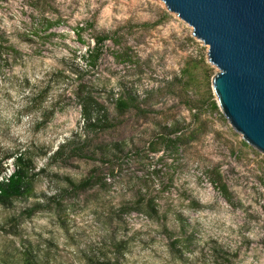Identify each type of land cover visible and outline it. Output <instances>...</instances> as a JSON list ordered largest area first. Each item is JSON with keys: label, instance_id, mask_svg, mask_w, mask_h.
Wrapping results in <instances>:
<instances>
[{"label": "rangeland", "instance_id": "obj_1", "mask_svg": "<svg viewBox=\"0 0 264 264\" xmlns=\"http://www.w3.org/2000/svg\"><path fill=\"white\" fill-rule=\"evenodd\" d=\"M43 19L63 21L51 39L40 32ZM0 28L19 51L0 56V162L10 175L6 158L26 152L36 169L31 195L0 205L2 264H264V155L226 119L213 88L220 72L189 25L154 0H0ZM97 35L111 38L93 66ZM124 48L130 60L119 59ZM188 62L201 64L189 100L207 101L212 90L192 111L177 87L167 88ZM80 87L116 129L87 128ZM124 90L146 113L117 117L113 99ZM174 127L198 137L153 153L150 143ZM76 140L96 157L50 159ZM106 145L116 158L98 152ZM96 169L108 177L105 188H73Z\"/></svg>", "mask_w": 264, "mask_h": 264}, {"label": "water", "instance_id": "obj_2", "mask_svg": "<svg viewBox=\"0 0 264 264\" xmlns=\"http://www.w3.org/2000/svg\"><path fill=\"white\" fill-rule=\"evenodd\" d=\"M194 30L219 70L214 91L239 136L264 155V0H154Z\"/></svg>", "mask_w": 264, "mask_h": 264}, {"label": "trees", "instance_id": "obj_3", "mask_svg": "<svg viewBox=\"0 0 264 264\" xmlns=\"http://www.w3.org/2000/svg\"><path fill=\"white\" fill-rule=\"evenodd\" d=\"M41 1H38L36 6H42ZM44 4V3H43ZM62 19H58L57 21H51L49 19H43L41 21V29L44 32V37L47 39H51L56 36L51 33L57 26L59 27L62 24ZM85 30L79 28L75 31L77 38L80 42H83L82 33ZM40 32L36 31V36H39ZM111 37L106 35H97L95 36L96 47L94 49H89L88 51V59L89 62L95 66L99 63L102 57V46L110 40ZM117 44H119L117 42ZM129 48H124L123 51L118 54L119 59L122 61L130 60L129 57ZM19 51L15 48V46L10 42L7 38L6 34L0 28V56L4 58V56H18ZM200 63L196 64V62H188L187 65L182 69L181 74L176 77V79L169 83L167 88L173 89L177 87L179 90V95L182 97V100L185 101L186 106L192 111L194 108H200L202 105H206L207 101L210 100L212 96V90L208 93V100H204L203 98L199 101H190L189 100V91L191 89V83L193 79L196 78V70L199 69ZM214 69L207 66L206 75L204 81H211V74L214 72ZM210 72V73H209ZM175 91V90H174ZM178 94V93H176ZM76 98L80 101V105L82 108V115L84 117L86 126L88 129L93 131L95 134H102L109 132L113 129H116L118 125H114L112 120L107 112V109L102 106L98 100L92 95L88 93L83 87H80L76 93ZM210 96V97H209ZM145 101V100H144ZM143 101V102H144ZM113 102L115 104V111L117 113V117L119 119H125L128 115L133 112L138 113H146V110L143 108V103L133 91H122L120 95L114 97ZM213 109L215 111H219V108L216 103L213 104ZM46 117V115H45ZM118 122L117 124H119ZM168 131V129H165ZM200 131V130H199ZM183 129L181 127H174V129L169 130V136H161L155 142L150 143L149 149L153 153L161 152V147L170 146L171 148L177 149L182 143H189L195 141L198 137L199 132L191 131L186 134H181ZM181 134V135H180ZM174 136V137H173ZM76 141H69L68 143L61 145L58 147L56 152L50 157L52 161H58L59 159L65 161L72 156H80L83 159L93 160L96 157V153H92L88 148L90 147L89 142H85L83 144L78 143ZM115 148L119 152L124 151V146L121 143L115 145ZM98 152L102 154L108 159L111 160V155L116 158V153L109 149V147H99ZM118 154V152H117ZM7 160H12L13 170L10 171V175L8 174V169L3 167V163L0 162V205L2 206H11L15 205V203L19 200H22L31 195L33 192V182L35 174V163L33 157L30 156L29 153L26 152H17L12 153L6 158ZM110 173L114 176V169L110 171ZM105 172H100L98 169L94 170L91 175L81 183L72 182V186L76 191L85 192L95 187L105 188L107 186ZM219 180V179H218ZM220 182V181H219ZM223 192L228 194V188L226 186H222ZM155 202L148 204L150 211L157 215L158 207L154 204ZM0 264H2L0 262Z\"/></svg>", "mask_w": 264, "mask_h": 264}]
</instances>
